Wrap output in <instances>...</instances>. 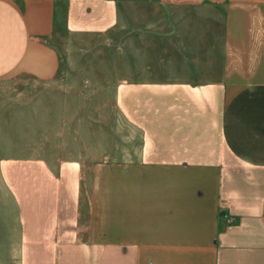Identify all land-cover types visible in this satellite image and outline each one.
Here are the masks:
<instances>
[{
	"label": "crops",
	"instance_id": "1",
	"mask_svg": "<svg viewBox=\"0 0 264 264\" xmlns=\"http://www.w3.org/2000/svg\"><path fill=\"white\" fill-rule=\"evenodd\" d=\"M122 1L0 0V81H53L46 40L126 29L140 14ZM214 15L190 9L204 20L157 58L172 72L113 85L135 149L87 166L72 152L0 157L18 264H264V10L249 31L216 32Z\"/></svg>",
	"mask_w": 264,
	"mask_h": 264
},
{
	"label": "rangeland",
	"instance_id": "2",
	"mask_svg": "<svg viewBox=\"0 0 264 264\" xmlns=\"http://www.w3.org/2000/svg\"><path fill=\"white\" fill-rule=\"evenodd\" d=\"M120 8L140 14L124 18L126 29L84 42L46 40L60 60L53 81L28 74L0 81V157L72 152L87 166L112 151L135 149L139 137L120 112L113 85L142 67L149 79L172 72L157 58H171L173 43L187 35L182 28L204 20L190 16V9L214 10L216 32L225 24L249 31L262 24L264 0H123ZM17 229L14 199L0 180V264H18Z\"/></svg>",
	"mask_w": 264,
	"mask_h": 264
}]
</instances>
